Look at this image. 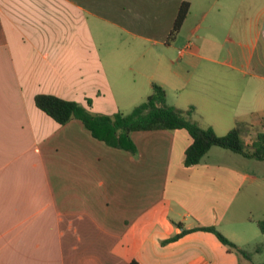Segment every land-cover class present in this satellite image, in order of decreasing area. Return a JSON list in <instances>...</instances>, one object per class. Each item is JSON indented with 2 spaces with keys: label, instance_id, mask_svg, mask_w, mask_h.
Segmentation results:
<instances>
[{
  "label": "crops",
  "instance_id": "obj_1",
  "mask_svg": "<svg viewBox=\"0 0 264 264\" xmlns=\"http://www.w3.org/2000/svg\"><path fill=\"white\" fill-rule=\"evenodd\" d=\"M182 1L0 0V264H259L264 205L256 217L245 207L247 195H264V172L249 168L263 160L211 147L185 166L192 138L183 128L132 131L131 153L34 102L49 94L112 115L127 104L120 96H147L157 83L167 100L169 88L194 79L195 90L170 105L194 106L192 118L218 135L263 131L264 0L225 10L229 32L211 51L227 58H206L220 68L195 74L199 58L182 57L196 46L178 53L190 42L184 25L168 40ZM169 48L177 58H164ZM197 226H214L248 257Z\"/></svg>",
  "mask_w": 264,
  "mask_h": 264
},
{
  "label": "trees",
  "instance_id": "obj_2",
  "mask_svg": "<svg viewBox=\"0 0 264 264\" xmlns=\"http://www.w3.org/2000/svg\"><path fill=\"white\" fill-rule=\"evenodd\" d=\"M190 3L183 0L178 9L168 40H173L179 32L188 12ZM165 89L153 83L146 99L129 112L117 111L112 115L91 113L81 104L65 100L54 95L37 94L35 105L59 124L71 119H79L90 134L108 146L136 153L137 148L130 133L136 130L180 129L187 130L192 142L185 149L184 165L200 163L211 147H220L240 154L245 158L264 161V130L259 131L250 146H246L241 133L242 128L233 127L222 135H218L211 126L202 127L192 118L194 106L186 110L165 103ZM264 129V128H263ZM264 232V222L261 226ZM194 230H205L213 233L218 240L229 249L248 257V251L237 246L214 226H197ZM188 230L181 232L185 233ZM180 234L170 237L176 239ZM256 245V247H258Z\"/></svg>",
  "mask_w": 264,
  "mask_h": 264
},
{
  "label": "rangeland",
  "instance_id": "obj_3",
  "mask_svg": "<svg viewBox=\"0 0 264 264\" xmlns=\"http://www.w3.org/2000/svg\"><path fill=\"white\" fill-rule=\"evenodd\" d=\"M189 1V0H187ZM192 6L183 22V27L181 28L180 35L182 36L181 39L183 41H190L191 44L193 43L194 46H196V55H190L185 54L182 58H199L200 66L197 69V71H193V73H201L202 72V66L206 65H212V68H220L218 65H213L210 61L206 60V58H227L223 53L224 51L219 49L217 53H214L211 51L212 44H214V48H217L218 44H224L223 40L225 35L229 32V20L228 16H225V10L227 8H231L236 0H191ZM211 4V8L203 12L204 10L208 9L209 5ZM142 16V15H141ZM138 18V15H137ZM199 25L200 27L196 30V32L191 35L193 27H196V25ZM111 44V42H109ZM115 44V42H113ZM137 41H135V48H134V54L142 56V48L137 45ZM132 44V39L129 37L124 41V44L122 43L120 47H128ZM147 48H150V52L147 54H151L152 57H157V55L160 54V49L156 47H152L150 44L147 45ZM191 49V48H190ZM131 51V50H130ZM138 53V54H137ZM140 53V54H139ZM147 53V52H146ZM146 55V58H147ZM164 58H177V53L173 49H168L167 52L164 54ZM205 70L211 71V68L208 69L204 67ZM191 76L192 78H194ZM195 80H187L185 84L181 87V89L175 90L174 88H169L167 93V100H165V103L167 105L176 103V95L178 94L179 98H185L187 95L192 93L193 90H195L194 87ZM125 98L126 105L121 106V111L123 112H129L131 111L135 106L143 102L147 96H142L140 98L133 99V95L130 96H120V98ZM186 109V108H185ZM256 137V134L253 136L249 134L243 135V140L246 144V146H250L252 144V140H254ZM216 150H219L218 152H224V154H228V156H232V158H239V155L236 153H233L230 150L223 149L220 147H214ZM231 159V158H230ZM231 161L234 163V160L231 159ZM262 164V165H261ZM250 169L253 171H257V173H263L264 172V162H261L259 165H254L253 163L249 166ZM258 198V199H257ZM264 205V195L263 196H256L252 197L250 195H247L246 197V207L248 209V215L251 217H256L261 214V207ZM264 221H261L260 227L262 226ZM256 223H254V226ZM256 228V227H255ZM255 245V242H252L251 245ZM256 261L259 262V264H264V248L257 253L256 255Z\"/></svg>",
  "mask_w": 264,
  "mask_h": 264
},
{
  "label": "built area",
  "instance_id": "obj_4",
  "mask_svg": "<svg viewBox=\"0 0 264 264\" xmlns=\"http://www.w3.org/2000/svg\"><path fill=\"white\" fill-rule=\"evenodd\" d=\"M191 47V43H187L182 49L178 51L179 55L183 54L184 52L188 51Z\"/></svg>",
  "mask_w": 264,
  "mask_h": 264
}]
</instances>
